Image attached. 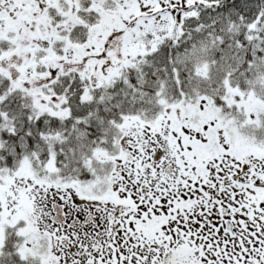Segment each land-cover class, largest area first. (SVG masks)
I'll return each mask as SVG.
<instances>
[{"label":"snow or ice","instance_id":"obj_1","mask_svg":"<svg viewBox=\"0 0 264 264\" xmlns=\"http://www.w3.org/2000/svg\"><path fill=\"white\" fill-rule=\"evenodd\" d=\"M0 264H264V0H0Z\"/></svg>","mask_w":264,"mask_h":264}]
</instances>
